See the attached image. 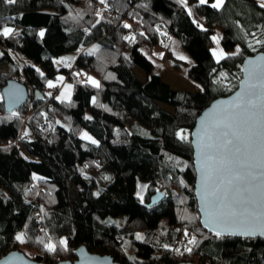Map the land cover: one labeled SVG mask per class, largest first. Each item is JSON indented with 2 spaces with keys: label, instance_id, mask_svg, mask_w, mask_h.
I'll list each match as a JSON object with an SVG mask.
<instances>
[{
  "label": "trees",
  "instance_id": "obj_1",
  "mask_svg": "<svg viewBox=\"0 0 264 264\" xmlns=\"http://www.w3.org/2000/svg\"><path fill=\"white\" fill-rule=\"evenodd\" d=\"M212 2L0 0V67L7 68L0 73V257L18 250L54 264L74 261L75 249L84 246L120 264H264V240L202 230L193 198V122L210 101L234 91L245 57L264 52L259 2L224 0L220 8ZM212 34L225 51L219 63L211 54ZM173 39L190 63L170 49ZM152 47L164 50L158 61L184 67L195 89L163 81L153 70ZM13 51L34 64L32 91L21 108L7 113L1 88L20 80L22 71ZM57 74L72 86L68 100L47 86ZM23 127L33 139L22 138ZM93 172L109 175L105 185ZM158 190L162 202L144 206ZM192 237L195 244L188 243Z\"/></svg>",
  "mask_w": 264,
  "mask_h": 264
},
{
  "label": "snow or ice",
  "instance_id": "obj_2",
  "mask_svg": "<svg viewBox=\"0 0 264 264\" xmlns=\"http://www.w3.org/2000/svg\"><path fill=\"white\" fill-rule=\"evenodd\" d=\"M6 2L13 4L16 0ZM100 2L104 3V0ZM199 3L208 4V0H199ZM223 3L224 0H214L210 6L220 8ZM260 7L264 8V0H260ZM11 32V28L3 29L4 36ZM212 39L219 43L217 37ZM212 54L218 63L225 56L217 51ZM243 71L246 77L241 91L229 107L214 110L201 121L195 140L201 161L204 223L217 237L225 233L264 235V57L250 61L249 67ZM62 79L58 77V80ZM88 79L92 86L99 87L97 81L91 77ZM48 87L55 85L49 82ZM70 92L71 85H68L65 93L70 95ZM65 93L60 98H66ZM177 136L181 140L188 139L187 134L181 132ZM83 138L91 140L86 133ZM221 140L223 143L219 142ZM91 142L95 143L94 140ZM241 182L243 189L239 187ZM184 235L188 237L189 233L185 231ZM16 239L23 242L22 236ZM137 239L142 237L137 236ZM188 243L195 244V237L188 239ZM60 244H65V241L61 240ZM47 249L53 251V245L48 244Z\"/></svg>",
  "mask_w": 264,
  "mask_h": 264
},
{
  "label": "water",
  "instance_id": "obj_3",
  "mask_svg": "<svg viewBox=\"0 0 264 264\" xmlns=\"http://www.w3.org/2000/svg\"><path fill=\"white\" fill-rule=\"evenodd\" d=\"M260 57H264V52L255 53L245 57L241 64V73H240V80L238 81L234 91L229 93L227 96H219V98H215L205 107L203 110L199 112L198 117L194 120L193 126L189 131L190 135V146H191V157H192V167L194 171V182H193V198L196 201V211H198V221L202 228V230L209 232L214 235L213 231H210L209 228L205 225L204 221L206 216L204 214V210L202 207L201 202V175H200V166L201 161L198 158V149L196 147V134L200 132L201 128V121L205 119V117L212 113L214 110H219L223 108H227L230 105L237 94L241 91V85L245 81L246 72L243 69H247L249 67L250 61H257ZM37 97H40L41 94L39 90H35L34 92ZM30 95V90L28 89V84L23 82L19 79L13 78L8 80L1 88V101L3 102L4 110L7 113H13L15 110H18L22 107V105L28 100L27 98ZM223 143V140L219 141ZM231 156L230 153H228ZM242 159V157H241ZM239 187L241 189L244 188L243 182L240 183ZM164 198V194L162 191L158 190L155 193L151 194L148 197V203H144L146 207H154L159 205ZM240 237V238H260L264 240V235L256 234V235H244V234H222L220 237ZM0 264H46L38 262L34 259L28 258L24 252H20L18 250H10L9 253L0 257ZM54 264H120L112 258L111 255H101L91 253L87 248L84 246H78L75 249V259L74 261L65 260L59 261ZM172 264H193L190 262H177ZM195 264V263H194Z\"/></svg>",
  "mask_w": 264,
  "mask_h": 264
},
{
  "label": "rangeland",
  "instance_id": "obj_4",
  "mask_svg": "<svg viewBox=\"0 0 264 264\" xmlns=\"http://www.w3.org/2000/svg\"><path fill=\"white\" fill-rule=\"evenodd\" d=\"M198 3H199V1H198ZM211 36L217 37V39L219 41V36H217V34H212ZM210 47H211V54L213 53V51L223 52L225 54V51L222 49V47H220V43L217 44L213 39H212V45ZM160 49H162V48H160ZM170 49H172L174 54L177 53V54H175L176 57H178L179 59H181L180 57H184L185 59H181V60H186L190 63V60L187 58L186 52L180 48L178 42L175 39H173V41L170 43ZM140 51H142L146 57L152 59L150 56V52L146 46H141ZM13 57H15V60H16L17 64L19 65V67L22 68V71L20 72V78H21L20 80L23 82H26L29 86L31 79L33 78V76H32V68L34 66L33 62L30 59H28L26 56H24V55L22 56L17 51H13ZM159 58H161V55L160 56L158 55L157 57H155V60L153 59V70L160 71V75H161V78L163 81L168 82L172 88H178V89H184V90L187 89L189 91L193 90V88H194L193 85L184 78V74H185V70H184L185 68L184 67H177V68L172 69L171 63L169 61H166V62L165 61H158ZM212 58H214V60H216V58L213 56V54H212ZM6 69H7L6 66H1L0 67V73L5 72ZM79 72L81 73V75L83 77H85V78L91 77L93 80L96 81V78L93 75H90V74L88 75L87 73L84 72V70L81 69ZM134 73H136V76L138 78L141 77L140 71L135 70ZM33 75H34V73H33ZM58 77H62L63 79L58 80ZM49 82L54 84L55 87H57V86L60 87V89L57 91L56 98H59L62 100H68L70 98L71 92H70V95L65 93V88L68 85H70V83L65 81L64 76H62L61 74H57L55 78L47 81V86H48ZM55 87H53V88H55ZM71 91H72V86H71ZM62 93H65L66 98H60ZM162 108L170 111V109L167 108L166 106L165 107L163 106ZM21 132H22V137L24 139H27L28 137L30 138L31 135L29 134L30 132H29V129L27 127H23ZM25 133H27V134H25ZM91 175L92 176L94 175V177L98 180V183H100L101 185H105V183L102 181L105 179V177L109 176L105 172L104 173H94L93 172ZM144 187H145L144 182H140L138 184V191L137 192L139 193V195L143 194Z\"/></svg>",
  "mask_w": 264,
  "mask_h": 264
},
{
  "label": "crops",
  "instance_id": "obj_5",
  "mask_svg": "<svg viewBox=\"0 0 264 264\" xmlns=\"http://www.w3.org/2000/svg\"><path fill=\"white\" fill-rule=\"evenodd\" d=\"M199 0H197V2H198ZM256 2H259L260 3V0H255ZM213 2H214V0H213ZM188 8V12H189V14H190V16L192 17V19H194L195 21H197L199 24H201V20H202V18H201V15H199V13H198V11H197V9L195 8V6H191V5H188L187 6ZM151 50H152V54L155 56V57H157L158 55L160 56L161 55V57L163 56V52H164V50H161L159 47H152L151 48ZM175 54H177V53H175ZM161 76V75H160ZM194 89H195V87H194ZM30 132V131H29ZM31 136H30V138L28 137L27 139H33V134L30 132L29 133ZM23 138V137H22Z\"/></svg>",
  "mask_w": 264,
  "mask_h": 264
},
{
  "label": "built area",
  "instance_id": "obj_6",
  "mask_svg": "<svg viewBox=\"0 0 264 264\" xmlns=\"http://www.w3.org/2000/svg\"><path fill=\"white\" fill-rule=\"evenodd\" d=\"M133 28H134L136 31H138V32H140V31L142 30V29H141V25H140V23H134V24H133ZM59 89H60L59 86L53 88V90H55V91H58Z\"/></svg>",
  "mask_w": 264,
  "mask_h": 264
},
{
  "label": "flooded vegetation",
  "instance_id": "obj_7",
  "mask_svg": "<svg viewBox=\"0 0 264 264\" xmlns=\"http://www.w3.org/2000/svg\"><path fill=\"white\" fill-rule=\"evenodd\" d=\"M28 89L30 90V92L32 91V89L28 86Z\"/></svg>",
  "mask_w": 264,
  "mask_h": 264
}]
</instances>
